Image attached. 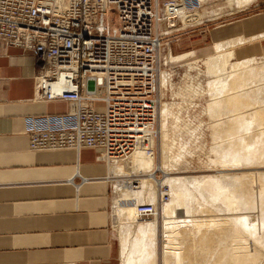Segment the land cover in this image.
Wrapping results in <instances>:
<instances>
[{"label": "built area", "instance_id": "obj_1", "mask_svg": "<svg viewBox=\"0 0 264 264\" xmlns=\"http://www.w3.org/2000/svg\"><path fill=\"white\" fill-rule=\"evenodd\" d=\"M202 6L201 0H0V40L34 54L38 99L69 104L65 114L27 121L30 149L95 147L99 160L112 164L135 150L155 153L164 40L180 30L173 25L182 15ZM137 211L156 215L152 204Z\"/></svg>", "mask_w": 264, "mask_h": 264}, {"label": "crops", "instance_id": "obj_2", "mask_svg": "<svg viewBox=\"0 0 264 264\" xmlns=\"http://www.w3.org/2000/svg\"><path fill=\"white\" fill-rule=\"evenodd\" d=\"M233 2L203 3L208 17L178 30L196 57L220 44L234 61L264 59V0ZM37 71L31 51L0 40V264H115L114 184L125 181L99 148L30 149V118L69 111L38 99Z\"/></svg>", "mask_w": 264, "mask_h": 264}, {"label": "bare ground", "instance_id": "obj_3", "mask_svg": "<svg viewBox=\"0 0 264 264\" xmlns=\"http://www.w3.org/2000/svg\"><path fill=\"white\" fill-rule=\"evenodd\" d=\"M201 1L203 2V0ZM202 15L199 13V11H196L194 13L187 14V15L184 14L181 16L179 22L174 24L173 27L175 28L176 26H179V28L177 29H182V28L190 27L193 24L195 25V23L199 24L203 20ZM217 45L219 46L218 47L216 46L217 51L215 54L206 56L204 58L196 59L192 62L187 63V65L189 66L190 69H197L198 67L197 66L194 67L193 64L201 62L204 68L203 70L204 73L207 76H209L207 78L208 80H207L206 86L211 91H208L209 93L208 95H210V92H215L214 94L211 93L213 94L214 98L212 100L213 102H211L210 107H209L210 112H212L211 115L213 114L212 116L213 121L211 122V127L217 139V143L211 148L213 149L212 151L214 152L212 154L216 155L217 153V156L215 157L218 158V160L219 159L221 160V164L222 162L225 164H228V166H230V170L232 171L241 170L242 172L244 171V173L241 172L243 175L237 174L233 176V177L236 176L235 178H233V180L235 179L238 180V182L234 183L236 187L240 185V183L244 184L246 179H248V177L252 178L251 185L250 187H248L249 188L248 190L243 191L241 193L242 189L241 191L240 189L237 190L238 188H235V186L232 183H227L221 178V175L223 176V174L226 173V170H227L224 168L223 169L221 168L220 170H218L217 173L219 174L215 176H210V177L172 175V172H173L172 170L175 171L174 167H176L177 165H180V163H182L183 161H186L185 155H184L185 152L183 154L182 152L183 146H182L178 148L179 152L175 153L174 151V146H176L175 140H174L175 136L173 135L174 137L173 136L171 137V134L169 132V126H168V123H169L168 119L169 117L172 118L171 116L174 113L173 107L178 102L176 103L175 102L169 103L166 101L162 102L160 112H159L161 119H162V123H161L162 125L160 128L162 132L160 136L161 142H162L161 149H160L161 157L163 161L162 164H159L158 166L155 164V157L153 153L148 154L144 150H135V152L131 154L127 159L118 161L116 164L111 166L112 167L111 172L113 176L115 177H121L120 174H124V173L131 174V175L133 174L141 175V173L143 174V177H140L139 179H136L135 181H132V182L125 181L124 183H118V185L115 184V187L118 186L117 192H116V198L114 201L115 209L118 212L119 220L121 217L123 220L126 221L128 226L130 225L129 227L126 225L128 229L131 228V233L129 234L127 233L128 236L125 237V240L123 241L120 247L121 254H122L121 264H156L158 260V256H157V228L158 227H157V220H156L157 218L153 220H150L149 218L141 219L142 217L139 216L137 208L139 205H142L144 203V198H141L143 197V194L147 196L148 198V195L150 197V195L153 196L152 193H155L154 194L155 196L153 197L156 200L157 189L160 186L169 187L168 188L169 191H167L169 192V195L165 192H160L161 197H159V202H161V204L163 205L162 213H163L164 220L168 219L171 214L175 215L176 210H182V209L185 210V214L182 213L183 210L182 212L179 211L178 212L179 220H183V221L189 220L191 216H189L188 213H190L191 211L194 212V208H192V202L194 200L191 199L193 200L191 202L190 198L193 197L198 191L200 194V197H197L198 199H195V200H198L199 204L196 202L198 205H202V206L212 205L219 212H222V213L224 212L228 215L227 216L228 218H226L227 221L230 223H233V225H235L237 229L234 231V235L237 237L236 244L238 245L242 244V241L244 239L242 237V234L254 237L253 236L254 233L258 234L256 229L261 224H262V227H264V63H260V64L255 63L253 58L243 60V61H233V60L230 61L233 57L232 50L228 51V49L227 50L224 49V47L221 46L220 44H217ZM166 46L168 47V50H169V52L167 53L165 57V60H166L165 62L167 64L168 63L171 64L172 62H182L186 59H189V57L195 56L194 51L174 55L171 51L170 45L166 43ZM225 47L227 48V45ZM175 69L176 68H171L170 70L168 69L162 70L161 81L165 87H167L168 85H173L172 77H173V72L175 71ZM54 89H56V87H54ZM202 89L203 87L201 84L198 86H195V84L194 85L192 84L190 86H187L185 91H188L190 94L191 93L198 94V92L201 91ZM179 109H178V112L180 113ZM183 110L185 111V109ZM208 110L209 109H207V111ZM211 115L209 114V116ZM178 117L179 116L175 118H178ZM180 119L182 120V117ZM180 119H176V120L178 121ZM178 122L182 124L181 123L182 121L181 122L178 121ZM186 126L187 125H185V127ZM189 126L191 127V125ZM192 129L193 128H191V130ZM175 131L174 133H176ZM154 143H156L155 139L153 140L152 144L154 145ZM218 160L216 159V161ZM219 162L220 161H218V163ZM158 171L164 173L163 179H158L156 177V173ZM227 178L229 179V177ZM255 178H257L258 180L259 186L254 184L253 180ZM249 183L250 182L248 181V184ZM240 187L242 188L241 185ZM236 191L237 192L239 191L238 193L240 194H238ZM255 192L258 193V197L257 199H255L257 200V202L254 200V198L256 197L254 196ZM136 194L138 195V197L140 196V198L143 199L142 204H138L139 202L136 200L137 199ZM140 194H142V196ZM241 194L244 198H241ZM133 196L135 197L133 198ZM165 196H167V199L164 198ZM153 197L151 198L152 200H153ZM147 201H149V204H150V200H147ZM151 202H154L151 204L154 205L156 209L155 214L157 215L158 205H155L156 201H151ZM195 208H197V206ZM241 208L244 210H247V213H253V209L258 208L260 212L259 214L260 222L258 220V223H260V225H258L257 223L255 224V222L250 224L249 215L239 214L237 212L238 209H241ZM196 210L197 209H195V211ZM137 220L143 221V222L138 223ZM256 225H258L257 228H256ZM123 227L125 228V226ZM125 229L127 230V228ZM226 232L227 231H224V233L222 234L223 236L219 234L220 236H222L221 237L222 239L223 237L225 238V236L227 235L225 234ZM124 234L126 235L125 231H124ZM219 235H217V237ZM119 238L121 239V237ZM227 239H229L228 236L226 237L225 240ZM254 239L256 238L254 237ZM222 241L223 242L221 243H225L224 239ZM261 241H262V238H261ZM168 247L169 245L168 243H166L165 249L168 250ZM239 248L241 250L236 251L234 253L231 252V254H230V251L228 250L229 252L227 255L228 257L230 255L231 259L234 258V260H232L234 261V264H256L257 262L256 253L245 251L243 250L242 247H239ZM204 250H203V254L205 255V253L207 252L205 251L204 253ZM198 256L199 255L197 254V257ZM225 257L228 258L227 256ZM221 260L223 259L221 258ZM208 263L209 262L205 264H208ZM171 264H174V263H171Z\"/></svg>", "mask_w": 264, "mask_h": 264}, {"label": "rangeland", "instance_id": "obj_4", "mask_svg": "<svg viewBox=\"0 0 264 264\" xmlns=\"http://www.w3.org/2000/svg\"><path fill=\"white\" fill-rule=\"evenodd\" d=\"M212 1H214V0H206L205 2H212ZM219 1L221 4H218L217 7L219 5H222L223 3H225V0H219ZM205 2H203V3H205ZM228 3H231V2H228ZM223 6H224V4H223ZM207 10H209V9H205L204 11H199V13L201 15L203 14L202 15L203 20L201 22H203L204 19L208 17L209 14L206 12ZM222 14H224V13L221 12V15ZM212 17L213 16H210V18H212ZM214 18H216V17H214ZM109 20L110 21L114 20V15H111L109 17ZM115 23L117 24V22H115ZM195 25H198V23H195ZM195 25L193 24L192 26L187 27V30L195 28V27H193ZM175 28H179V26H176ZM179 32L180 31L176 30L175 32H173V34L168 39L164 40V42H169L168 44L170 45V47L172 46L171 51L173 52L174 55L184 53V52H188V51L192 50V49H188L186 47V45L190 41L184 35H176ZM163 48L164 49L161 50V55H160V60L162 62L161 72L159 75L160 105L158 108L157 125H156V129L159 133H158L157 140L155 138L156 143H154V147H156V151H155L156 153H153V155L155 157V164L158 166L159 164H162V162H163L162 157H161V152H160L161 145H162L161 137H160L161 133H162L161 129H160L161 125H162L161 124L162 119H161V116L159 113L160 108H161V104H162V102H165V101L169 102V103L178 102L173 107L174 113L171 116L172 118L169 117V119H168V122L170 123V124L168 123V126H169V132L171 134V137L173 135L175 136V137L173 136L175 138V139L174 138L173 139L175 140V145H176V146H174L175 153L179 152L178 148L183 146V148H182L183 151L182 150L181 151L183 152V154L185 152L184 155H185L186 161H183L182 163H180V165H177L176 167H174L175 171L172 170L173 171L172 175H174V176L188 175V176H199V177L200 176L201 177L208 176V177H210V176H215V175L219 174V173H217L218 170H220L221 168L222 169L224 168L227 170H226V173H224L225 176L222 173L223 176L221 175V178L225 182L232 183L235 186V188H238L237 190L240 189V191H241V189H242L241 193L243 191L248 190L249 189L248 187H250V185H251L252 178L248 177V179H246L245 183L247 185L245 183L244 184L240 183L242 188L240 187V185H238L236 187V185L234 183L238 182V180L237 179L233 180V178L236 177V176L235 177H233V176L237 175V174L241 175L242 173H244V171L242 172L241 170H236V171L230 170V166H228V164H225L223 162L221 164V160L220 159L218 160V158L215 157V156H217L216 152H215L216 155L212 154L214 152L212 151L213 149H211V148L217 143V139H216V136L214 135V132H213L212 127H211V122L213 121L212 120L213 114L211 115L212 112H210L209 107H210L211 102H213L212 101L214 98L213 94L215 92H210V95H208L209 94L208 91H211L206 86L207 80H208L207 78L209 76H207L204 73V71H203L204 68H203L201 62L193 64L194 67H196V66L198 67L197 69H190L189 66L187 65V63L192 62L196 59H200V58L196 57V56H192V57H189V59H186L182 62H172L171 64L170 63L167 64L165 62L166 61L165 57H166L167 53L169 52V50H168L167 46H164ZM230 61H232V59ZM254 61H255V63H258V64L264 63V59H254ZM171 68H176L175 71L173 72V77H172L173 85H168L167 87H165L161 81L162 70L163 69L170 70ZM201 72H203V73H201ZM192 84L193 85L195 84V86H198L201 84L203 87V89L201 91H203V92L199 91L198 94L197 93H195V94L191 93L190 94L188 91H185L186 87L190 86ZM171 86H172V88H171ZM179 93H181V94H179ZM211 93H213V94H211ZM182 102H184V103H182ZM180 104L181 105L184 104V105L181 106ZM177 106L179 108L180 107H182V108L179 109ZM175 107L179 109L180 113L178 112V109H176ZM206 108L209 110L207 111ZM183 109H185V111ZM207 112H209V113H207ZM175 113L177 116H179L178 118H175V117H177L175 115ZM209 114L211 116H209ZM181 117H182V120L180 119ZM176 119H180L178 121H180V122L182 121L181 123L182 124L184 123L183 124L184 127ZM176 125H177V127H176ZM185 125H187L186 127H188V128H186ZM189 125H191V127ZM171 126H173L175 128H173ZM198 127H199V129H198ZM191 128H193V129L191 130ZM175 129H176V131H175ZM174 131L176 133H174ZM187 131H189V132H187ZM178 140H179V142H178ZM176 143L177 144L179 143V144L177 145ZM198 145H199V147H198ZM215 158L220 162L218 163V161H216ZM113 165L114 164H111V166H113ZM120 176L121 177L118 179H122L124 181H131L132 182V181H135L136 179H139L140 177H143V174L141 173V175L140 174L131 175V174L124 173V174H120ZM226 176L229 177V179ZM156 177L158 179H163L164 173L158 171L156 173ZM248 181L250 182L249 184H248ZM253 181H254L255 185L259 186L257 178H255ZM115 184L118 185V182H116ZM115 184H114V200L112 201V210H111L112 229H113L112 232H113L114 240L116 243V256H115L114 262H115V264H121L122 263V254H121V248L120 247H121L123 241L125 240V237H127L128 234L131 233V228L128 229V227L130 225L128 226L126 221L123 220L121 217L119 220L118 212L115 209V202H114L115 198H116L117 187H118V186L115 187ZM168 188H169L168 186L158 187L157 194H156V200L153 197V196H155L154 195L155 193H152L153 196L150 195V197L148 195V198H147V196H145L143 194V197H141V198H144V203L142 202L143 199H141L140 196L138 197L137 194H136L137 196L135 195L137 198V199L136 198L135 199L139 202L138 204H142V203L143 204H149V201H147V200H150V204L154 203L151 201H156L155 205H158L157 215L149 218L150 220L157 218L156 220H157V227H158L157 228V256H158V260H157L156 264H168V263L169 264H171V263H174V264H183V263L184 264H205L207 262H209L208 264H234V261H232V260H234V258L232 257L233 259H231V256L229 255V257H230V259H229L227 254L229 251L231 254V252L234 253L236 251L241 250L239 247H242L243 250H245V251H248L251 253H253V252L256 253V255H257V262L255 261L256 264H264V241H263L264 240V231H263L264 227H262V224L260 225V223H258V220L260 222V219H259L260 218V215H259L260 212H259L258 208H256V209L254 208L253 213H247V210H244L242 208L238 209L237 212L239 214L249 215L250 224L255 222V224L257 223L258 225H260L258 228H257L258 225H256V228H257L256 230H257L258 234L261 235V236H259L258 234L254 233L253 236L256 238V239H254V237H252V236H247V235L242 234V237L244 239L242 241V244H239L241 246H239L238 244H236L237 243V237L234 235V231L237 229H236L235 225H233V223H230L227 221L226 218H228L227 217L228 215L224 212L223 213L219 212L212 205H203V206L198 205L199 204L198 200H195V199H198L197 197H200V194L198 191L196 192V194L193 197L190 198L191 202L193 200L195 202L194 201L192 202V208H194V212H192L190 210L191 211L190 213L192 215L190 213H188V215L191 216L189 218V220H184V221L179 220L178 212L179 211L182 212L183 209L182 210H176L175 215L171 214L168 219L164 220L163 213H162V206L163 205L161 204V202H159V197H160V192H165L169 195V192H167V191H169ZM232 191H233V189H232ZM256 191H257V189H256ZM238 194H240V193H238ZM140 195L142 196V194H140ZM135 196H133V198ZM151 196L153 197V200L151 199L152 198ZM254 196H256L254 198V200L257 199L258 193L255 192ZM145 197L147 200L145 199ZM241 198H244L242 196V194H241ZM138 199H140V200H138ZM191 199H193V200H191ZM255 201L257 202V200H255ZM196 206H197V208H195ZM195 209H197L196 210L197 212L195 211ZM182 213L185 214V210H183ZM222 214H224V215H222ZM172 215H174V216H172ZM141 219H144V218H141ZM137 221H138V223L143 222V221H139V220H137ZM227 223H228V225H227ZM212 224H213V226H212ZM123 226H125V228H127V230ZM259 228H260V230H259ZM123 229H125V230H123ZM124 231H125L126 235L124 234ZM127 231H129V232H127ZM224 231H227L229 234L227 232L225 233V234H227L225 236V238L223 237L225 243H221V242H223L222 241L223 239L221 237L223 236L222 234L224 233ZM219 234L222 236H220ZM217 235H219V236L217 237ZM227 236L229 239L225 240ZM119 237H121V239ZM257 238H259V239H257ZM261 238H262V241H261ZM165 241H167V242H165ZM166 243H168V245H169L168 250L165 249ZM237 246H239V247H237ZM204 248H205V250H204ZM209 248H210V250H209ZM203 250H204V253H205V251L207 252V253H205V255L203 254ZM165 251H167V252H165ZM208 252L210 255L208 254ZM197 254L199 255L198 257H197ZM215 254H217V255H215ZM225 256H227L228 258H226ZM232 256H233V254H232ZM221 258L223 260H221ZM259 258H261V259H259ZM214 262H216V263H214Z\"/></svg>", "mask_w": 264, "mask_h": 264}]
</instances>
